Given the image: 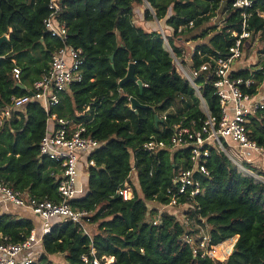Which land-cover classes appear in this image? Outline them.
<instances>
[{"label": "trees", "instance_id": "1", "mask_svg": "<svg viewBox=\"0 0 264 264\" xmlns=\"http://www.w3.org/2000/svg\"><path fill=\"white\" fill-rule=\"evenodd\" d=\"M49 1L0 0V38L9 35L0 44V107L7 106L13 96L27 93L13 75L15 66L22 70V84L31 87L62 46L44 26ZM233 1H62L59 19L69 29L67 42L82 50L84 78L60 93V102L51 107V113L84 123L88 134L102 145L89 156L95 166L85 167L87 193L71 201L73 207L92 212L91 237L75 222L55 218L41 238L33 264H91L82 255L92 256V248L98 256H114L115 264H264L263 182L242 175L224 152L213 149L206 163L210 176L197 175L204 192L192 199L180 198L192 205L185 212L189 226L172 207L155 225L158 208L171 200L168 189L178 190L175 176L192 163L189 149H164L157 154L142 149L152 134L169 137L175 123L199 128L205 119L201 99L178 73L170 51L184 57L187 32L218 17L225 2L222 25L204 30L201 36L213 35L189 52L190 63H186L193 69L213 63L212 57L229 55L244 32V20L251 37L260 34L264 42V0H253L246 18L243 9L233 7ZM157 21L162 22V29ZM246 41L242 39L243 50ZM131 63L135 76L147 84L142 89L135 80L120 84ZM261 67L234 71L236 77L253 81L247 89L250 93H256L264 82V61ZM215 79L214 72L202 71L196 82L209 109L219 117ZM129 97L147 106L134 110ZM47 118L42 102H28L0 126V179L26 195L59 202L58 183L52 174L56 163L40 157ZM249 127L250 137L264 145V117L252 118ZM89 158L80 164L85 166ZM126 181L134 190L128 201L117 193ZM203 220L209 225V248L214 256H194L191 244L183 239L186 233H196ZM33 229L35 222L30 217L0 213V244L21 242Z\"/></svg>", "mask_w": 264, "mask_h": 264}, {"label": "built area", "instance_id": "2", "mask_svg": "<svg viewBox=\"0 0 264 264\" xmlns=\"http://www.w3.org/2000/svg\"><path fill=\"white\" fill-rule=\"evenodd\" d=\"M62 1L50 0L48 5L50 12L44 19L46 31L59 38L62 46L53 53L49 66L41 77L34 81L31 87L26 86L27 93L25 95L13 96L7 106L0 107V126H2L5 121L12 118L14 110L26 103L34 101L43 103L48 118L46 132L39 144L40 157L48 158L56 163L57 170L52 174L58 183L61 200L54 202L48 198L40 199L26 195L1 179L0 194L5 195L11 203L30 208L34 214L38 215L43 221L42 235L49 232L52 220L56 218L75 222L83 233L91 237L92 212L73 207L71 201L77 197L80 162L84 157L89 158L102 145V142L88 134L84 123L51 113V107L60 102V93L72 83L80 82L84 78L82 50L74 48L67 42L69 29L59 19ZM252 5L253 0L233 1V7L244 10L245 18L247 17L246 10ZM261 16L264 15L261 14ZM192 26L193 22H190L189 27ZM245 27L246 20H244V32L237 39L235 45L230 48L229 55L212 57L213 63L205 62L199 69L187 67L183 63L177 66L178 73L189 81L195 94L201 99L205 119L199 128L175 123L171 127L169 137L160 138L156 134H152L142 146V149L150 154H157L164 149L174 151L189 149L192 163L191 168L180 169L175 176L174 182L178 190L174 192L172 189H168L171 200L158 208L157 215L153 220L155 225L161 221V215L168 207L175 209L178 206H192L189 200L181 202V197L188 196L192 199L204 192L202 180L197 175L210 176L206 163L213 149L224 152L242 175L252 177L256 182L264 183V168L259 169L261 166L264 167V145H260L250 137L251 129L249 127L252 118L257 115L264 117V93L260 92L263 84L253 94L247 91L253 81L251 79L244 80V78L234 75L235 60L241 59L243 55L242 39L251 37V33L245 30ZM182 29L183 27H180L179 31ZM234 35L237 34L234 33ZM170 51L173 55L171 48ZM202 71L214 72L216 76L215 94L218 96L221 106L219 117L209 109L202 96L201 85L196 82ZM13 75L22 84V70L19 66L13 68ZM143 86H147V84H143ZM129 100L131 108L134 109L131 97ZM163 119L167 120V114L163 115ZM95 164V160L90 157L87 159L85 167L95 166ZM117 193L125 201L134 197V190L128 181L117 190ZM173 212L176 215L175 210ZM180 221L189 226L187 219H180ZM203 223L197 225L196 233H186L183 236V239L191 244L194 256L211 255L209 229L205 230V227L209 225L204 220ZM40 243L41 238L33 229L31 234L21 242L0 244V264H33L36 260V249ZM91 255H82L83 261H91V264H115L114 256H98L95 248H92Z\"/></svg>", "mask_w": 264, "mask_h": 264}, {"label": "rangeland", "instance_id": "3", "mask_svg": "<svg viewBox=\"0 0 264 264\" xmlns=\"http://www.w3.org/2000/svg\"><path fill=\"white\" fill-rule=\"evenodd\" d=\"M225 2L222 3V8L224 7ZM220 9L219 13H218V17H215L211 20V22H206L204 23L201 27L195 28L193 30H191L190 32H187L185 34V39L189 40L187 41V48H186V52L184 57L181 59L179 57H177L175 54H173L174 60L176 65L180 66L181 63H183L185 66L189 67L190 65L187 64L186 62L189 60L190 51H193L194 48L198 45H201L203 43H207L209 38L211 37V35H213V33H211L209 36L203 37L201 36L202 32L204 30H208L211 29V27L213 25H219V27L222 25L221 23V17L223 15V9ZM156 24L162 29V22L161 21H157ZM264 42L262 41V37L260 34H257L254 37H249L247 38V41L245 43V47L243 50V55L241 57V59H236L234 66L236 70L242 69V68H246V67H250V68H255V67H261L262 62L264 61ZM184 61V62H183ZM190 63V60H189ZM263 85L260 88V92L264 93V82L262 83ZM264 167L261 166V168L259 169H263ZM84 176V179L80 178V173L78 174L77 177V196H82L85 195L87 193L88 190V180H87V172L86 170L83 172L82 174ZM135 173L132 172L131 175V179H132V183H135ZM82 181L84 184L83 186L82 183L80 182ZM81 183V184H80ZM129 185L132 187V184L129 183ZM82 187V188H81ZM133 188V187H132ZM7 203L12 204L11 202L6 201ZM5 204V203H4ZM16 206V205H15ZM19 207V206H18ZM190 207H188L187 205L185 206H178L175 209L177 218L180 220H186V214L185 212L189 209ZM95 228V226H94ZM91 229V227H90ZM196 229H198V227H196ZM209 226L205 227V230H208ZM214 250V249H213ZM213 256L214 254L211 253ZM228 256H226V258H220L221 260H225L227 259ZM60 261H62L63 256H59Z\"/></svg>", "mask_w": 264, "mask_h": 264}, {"label": "crops", "instance_id": "4", "mask_svg": "<svg viewBox=\"0 0 264 264\" xmlns=\"http://www.w3.org/2000/svg\"><path fill=\"white\" fill-rule=\"evenodd\" d=\"M85 169L86 168H85V166H83V164H79L80 178L82 177L81 179H84V176L82 174L85 171ZM87 179H88V175H87ZM80 182L82 183L81 186H83L84 183L82 181H80ZM6 201L10 202L5 195L0 194V213L11 212V213H14V214H17L20 216L32 218L33 221L35 222V230H36L37 236L42 238V236H43L42 235V226H43L42 219L38 215L34 214L30 208L21 207V206L18 207L17 205L15 206V204H13V203L10 204V203H7ZM154 206H157V205H153V207Z\"/></svg>", "mask_w": 264, "mask_h": 264}, {"label": "water", "instance_id": "5", "mask_svg": "<svg viewBox=\"0 0 264 264\" xmlns=\"http://www.w3.org/2000/svg\"><path fill=\"white\" fill-rule=\"evenodd\" d=\"M9 39V36L8 35H3L1 38H0V44L4 41V40H7ZM110 59L113 61L114 60V54L110 56ZM130 80H135L137 82V84L140 86V89L143 88V83H142V80L141 79H138L136 76H135V67H134V63H131L129 65V68H128V72L126 74V76L120 81V84H123L125 82H128ZM20 86L23 88V89H26V85L24 84H20ZM131 102H132V107L136 110L138 107H142V106H147V105H143L137 98H131ZM156 120H160L159 116H156Z\"/></svg>", "mask_w": 264, "mask_h": 264}]
</instances>
